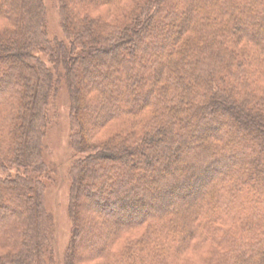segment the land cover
<instances>
[{
    "label": "trees",
    "instance_id": "trees-1",
    "mask_svg": "<svg viewBox=\"0 0 264 264\" xmlns=\"http://www.w3.org/2000/svg\"><path fill=\"white\" fill-rule=\"evenodd\" d=\"M59 8L51 40L44 0H0V264H49L44 124L63 79L66 264H264V0Z\"/></svg>",
    "mask_w": 264,
    "mask_h": 264
},
{
    "label": "rangeland",
    "instance_id": "rangeland-1",
    "mask_svg": "<svg viewBox=\"0 0 264 264\" xmlns=\"http://www.w3.org/2000/svg\"><path fill=\"white\" fill-rule=\"evenodd\" d=\"M44 4L47 11L45 26L50 39L53 40L56 37L59 40H66L60 16L59 0H44ZM40 57L48 66H54L46 55L41 54ZM60 66L59 69L65 73L64 65ZM68 82L63 79L59 88L51 96L47 106L49 120L44 124L43 156L50 165L51 171L48 178L45 179L47 188L45 204L54 227L53 235L50 236L51 254L49 253L47 256L49 264H66V255L73 239L75 226L70 210L72 185L70 169L74 162V152L71 146L72 97ZM15 173L13 171V175ZM193 193L195 197L198 191ZM83 195H77L76 202L80 205V208L76 207L77 214L87 211L86 198ZM190 199L189 196H184L180 198V201L188 202Z\"/></svg>",
    "mask_w": 264,
    "mask_h": 264
}]
</instances>
